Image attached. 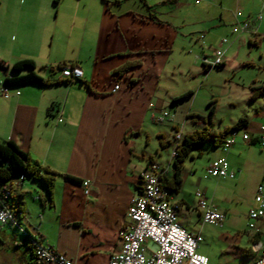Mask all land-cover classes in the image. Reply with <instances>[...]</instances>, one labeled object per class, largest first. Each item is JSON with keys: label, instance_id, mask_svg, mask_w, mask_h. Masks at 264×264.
<instances>
[{"label": "crops", "instance_id": "1", "mask_svg": "<svg viewBox=\"0 0 264 264\" xmlns=\"http://www.w3.org/2000/svg\"><path fill=\"white\" fill-rule=\"evenodd\" d=\"M159 1L154 5L163 2ZM84 2L62 12L61 0H0V88L5 77L31 70L12 69L13 63L26 59L33 60L32 70L36 74L52 82L49 86L32 83L8 86L6 95L0 93V140L13 139L32 160L57 172L50 196L43 182L26 176L12 185L9 202L21 203L22 226L40 237L42 245L65 254L74 264H98L119 251L122 242L119 230L128 220L131 198L140 191V175L150 162H156L147 150L150 139L147 127L152 121L167 120L158 121L152 116L158 113L150 107L158 93V64L171 50L178 33L167 21L158 23L149 18V12L141 9L137 0V8L125 5L123 0L109 5L103 0ZM205 2L212 7H218V2L222 7L224 0ZM261 6L260 0H235L231 15L223 17L222 12L219 15L223 22L232 25L236 8L242 17H247ZM212 21L208 29L217 25ZM252 26L256 30L247 32L250 35L257 36L264 29V9L261 23ZM60 62L76 63L82 68L83 77L63 82L59 71L49 70V66ZM128 63L133 64L117 71L120 65ZM174 112L169 121L175 119L178 123L180 119ZM188 114L187 111L184 116ZM244 119V124L249 121ZM257 120L249 133L245 131L250 136V140H245L247 143L259 142L264 110ZM184 124L182 120L181 125ZM173 128L179 130L177 125ZM157 137L164 145V133L160 131ZM3 164L0 159V166ZM159 166L163 178L172 177L171 155ZM229 167L234 176H208L216 179L211 185L194 179L193 165L189 168L184 165L180 196L175 191L168 192V196L179 209L178 223L186 230L200 233L183 217L181 208L190 207L181 194L185 186L191 183L194 193L201 190L212 202L211 195L215 197L223 186L221 181L236 178L234 166L229 163ZM65 174L79 179V183L65 180ZM86 181L91 188L89 195L84 193ZM0 187L4 185L0 183ZM192 208L200 214L196 204ZM6 225L15 227L0 224V234L7 235ZM256 229L246 231L251 246L244 250L253 253L248 254L247 264L258 254L262 233ZM39 264L44 263L39 260Z\"/></svg>", "mask_w": 264, "mask_h": 264}, {"label": "rangeland", "instance_id": "2", "mask_svg": "<svg viewBox=\"0 0 264 264\" xmlns=\"http://www.w3.org/2000/svg\"><path fill=\"white\" fill-rule=\"evenodd\" d=\"M84 1L61 0L59 6L63 12L76 5H84ZM156 1L159 0H148L147 3L154 5ZM137 2L141 9L148 11L143 3L139 0ZM159 2L161 3L154 5L152 11L172 25L178 34L171 50L166 53L167 56L162 58L161 64L158 62V93L153 97L150 108L157 113L162 110H175L174 113L180 120H177L178 123L174 119L166 122L152 121L148 124L150 139L147 150L158 164H164L172 154L175 144L173 126L177 125L183 134L204 127L218 133L227 126L230 128L239 123L240 117L248 118L247 123H242L234 130L237 131L236 141L230 150L224 151L223 143L213 145L205 142L192 149L184 162L186 167L193 165L196 168L194 179L199 178L211 185L215 184L216 179L208 177L204 172L209 161L223 156L234 166L236 178L221 181L220 185L223 186L219 187L215 197L211 195V201L217 205L216 208L225 214L223 225H202L198 213L192 208L197 198L195 187L191 183L181 193L185 203L190 205L189 208H181L183 217H186L191 227L200 231L201 240L197 251L208 257V264H247L250 258L242 255V251L251 246L246 231L250 228H257L256 231L261 233L263 231L261 227L247 226V214L255 201V187L259 182H264V146L259 142H245L242 134L251 131L264 110V89L260 87L264 83V29L261 28L257 36L246 32L239 35L232 33V25L223 22L219 14L222 12L223 17L231 15L235 0H224L222 7L218 2V7H212L206 2L203 3L204 1L197 3L194 0ZM123 3L133 8L138 5L135 0H123ZM212 19V24L217 25L208 29ZM201 35L204 37L201 38ZM221 37L228 40L222 47L226 48L224 61L220 66L206 68L198 60V56L207 55L211 58ZM257 88L261 91L252 97L253 89ZM189 90L192 91L191 94L173 101L174 96L183 95ZM211 106H214V111L210 122ZM187 111L190 114L184 116ZM182 120L185 121L184 125H181ZM160 131L164 133L165 146L157 137ZM232 132L233 130L227 136ZM26 178L42 182L29 175ZM31 207L33 206L30 204ZM6 227L7 235L0 234V264H27L32 258V251L27 246L26 237L18 228L14 227L17 229L14 230L10 225Z\"/></svg>", "mask_w": 264, "mask_h": 264}, {"label": "built area", "instance_id": "3", "mask_svg": "<svg viewBox=\"0 0 264 264\" xmlns=\"http://www.w3.org/2000/svg\"><path fill=\"white\" fill-rule=\"evenodd\" d=\"M201 3L206 0H194ZM215 1V0H212ZM261 1V9L252 15L242 17L241 11L236 8L234 11L235 22L232 23L231 32L240 34L256 30L252 23L260 24L263 18L264 0ZM203 37V35H201ZM228 43L226 37H221L218 46L213 49L211 58L207 55L200 56L201 63L214 67L224 61V52L222 48ZM58 65L59 68H58ZM49 68L58 70L65 79H80L83 77V70L76 63L60 62ZM6 87L0 88V93L6 95ZM18 93V92H17ZM156 117L158 121L171 120L174 114L162 110ZM259 143L264 146V121L259 127ZM176 138H182L177 130ZM242 138L250 140L248 133L243 132ZM236 138L232 141V144ZM225 146L224 151L231 145ZM176 155V149L172 151L171 156ZM161 167L156 162H150L148 168L140 175V191L131 198L129 210L127 212L128 220L119 230V236L122 240L120 249L117 253L110 256L106 261L98 264H208V257L197 251L200 243V234L192 233L186 230L178 223L177 214L179 209L172 205V200L168 196V189L162 185L160 180ZM205 174L207 176H219L222 178H232L233 170L223 156L213 159ZM23 176L13 179L9 186L16 185ZM8 187L0 188V200L6 199L9 194ZM91 188L88 181L84 182V193L90 194ZM196 209L202 223L208 225H223L224 213L216 208L201 190L195 192ZM13 207L0 202V224L5 223V216H12L16 221V227L23 229L18 225L17 215L12 212ZM247 226L261 227L262 241L259 253L255 255L250 264H264V183H259L255 187V201L248 209ZM35 251L37 256L44 264H74L65 254L56 249L42 245L38 240L35 241Z\"/></svg>", "mask_w": 264, "mask_h": 264}, {"label": "trees", "instance_id": "4", "mask_svg": "<svg viewBox=\"0 0 264 264\" xmlns=\"http://www.w3.org/2000/svg\"><path fill=\"white\" fill-rule=\"evenodd\" d=\"M56 2L58 0H55ZM106 3L113 4V3H120L122 0H103ZM141 3L144 4V7L148 10V17L151 18L152 20H156L158 23H163V19H160L155 15V12H153V5H149L146 0H139ZM201 37V36H200ZM199 37V38H200ZM202 38V37H201ZM199 58V56H198ZM133 63H128L124 65H120L117 68V71H124L128 67H130ZM204 65L206 68L210 67L209 65H206L204 63H201ZM222 65H216L220 66ZM60 65H58L59 68ZM214 66V67H216ZM24 67L31 68L30 71L27 73L19 74V75H12L4 78L3 81V86L8 87V86H21L26 83H32V84H37V85H47L49 86L52 84V82L48 81L45 78H42L40 75L36 74L34 72V64L33 60L26 59L23 61H16L12 65V69L16 70L17 72H20L23 70ZM49 70L53 73H56L58 70L49 68ZM61 80H57L56 82H60ZM71 79H65L63 82H69ZM263 87L264 89V83L260 86ZM259 87V88H260ZM257 88L256 90L253 89V94L252 97L257 95L258 92L261 90ZM192 91L189 90L183 95H177L173 98V101H177L179 99H182L186 97L187 95L191 94ZM214 106H211L210 111H209V121L211 122V118L213 115V110ZM244 118H240L239 123L234 125L233 127H230L229 129L226 128L222 132H215V131H209L206 127L202 129H193L190 132H187L186 134L182 135V138L178 140L176 138V132L178 128L175 129V144L173 147V150L176 149V155L171 156L173 159V175L171 178H166L162 175H160V180L162 182V185L168 189V191H175L178 192L180 189V186L182 184V178H181V170L184 167V162L185 158L191 154L192 149L198 148L200 145H202L205 142H210L213 145H217L222 143V141H225L224 139L227 137V134L230 131L237 130V127L241 125L244 122ZM179 131V130H178ZM161 137V135H160ZM0 159L4 161V164L0 166V183L4 185V187L9 188V194L7 195L6 199H1L0 202L8 205L10 207H13L17 218H18V225L22 226L21 220H22V215H23V209L21 206V203L19 201H15L14 203L9 202L10 197H11V188L12 186L10 185V182L13 179H17L20 176H23L22 180L26 175H29L30 177L40 180L44 183L46 190L48 192V196L52 195V190H53V185L55 181V175L57 174L56 171L49 170L47 168L42 167V165L35 161L32 160L29 153L22 149L19 145L15 143L13 139H8L1 141L0 140ZM65 180L71 181L74 183H79V179L75 178L72 175L65 174L64 175ZM2 188V187H0ZM9 224V223H8ZM16 227V226H15ZM17 228V227H16ZM21 230V229H20ZM22 235L26 237V242L27 246L31 248L32 251V258L29 259L27 264H39V260H41L35 251V241H40L41 238L37 236H33L32 234L29 233L28 229L23 226V231L21 230ZM253 256V253L250 251V249L243 250L242 255L249 257V255Z\"/></svg>", "mask_w": 264, "mask_h": 264}, {"label": "bare ground", "instance_id": "5", "mask_svg": "<svg viewBox=\"0 0 264 264\" xmlns=\"http://www.w3.org/2000/svg\"><path fill=\"white\" fill-rule=\"evenodd\" d=\"M237 131H233L231 134H229V136H227L224 140L225 141H222L223 145L224 146H228L230 144H232V141L235 139V134H236ZM14 210L16 209H12V212L14 213V215H16V213L18 212H15ZM5 223H9V224H13L14 226H16V221H13L12 220V216H5ZM23 231V229H21ZM262 241V240H261ZM261 241L259 242V245L257 246V249H258V253H259V250H260V246H261ZM35 244V243H34ZM253 262V260H252Z\"/></svg>", "mask_w": 264, "mask_h": 264}, {"label": "clouds", "instance_id": "6", "mask_svg": "<svg viewBox=\"0 0 264 264\" xmlns=\"http://www.w3.org/2000/svg\"><path fill=\"white\" fill-rule=\"evenodd\" d=\"M254 14V13H253ZM252 15V14H251ZM223 63V62H222ZM211 68V67H210ZM82 69V68H81ZM60 73V72H59ZM65 79V78H64ZM182 135V134H181Z\"/></svg>", "mask_w": 264, "mask_h": 264}]
</instances>
